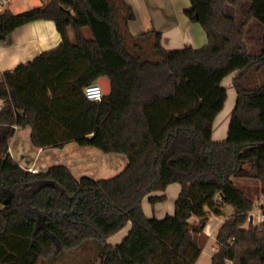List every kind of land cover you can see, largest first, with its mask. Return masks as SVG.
<instances>
[{"label":"trees","instance_id":"obj_1","mask_svg":"<svg viewBox=\"0 0 264 264\" xmlns=\"http://www.w3.org/2000/svg\"><path fill=\"white\" fill-rule=\"evenodd\" d=\"M247 1L237 22L225 13L237 0H189L185 15L207 43L177 51L163 49L158 32L130 35L134 14L123 0L0 12V41L41 19L61 36L55 50L0 73V264H45L89 241L100 245L98 264H195L203 229L224 206L234 213L216 231L210 264H264V226L242 227L252 193L234 182L253 180V193L264 196V0ZM252 19L263 27L255 55L244 43ZM232 73L236 99L226 138L216 142L213 123L227 100L221 82ZM101 77L109 92L87 100L84 88ZM27 126L36 148L74 142L127 163L107 179L76 178L64 165L32 173L8 152L15 129ZM172 183L180 185L174 213L147 217L142 201L163 202L152 193ZM127 223L121 242L107 243Z\"/></svg>","mask_w":264,"mask_h":264},{"label":"crops","instance_id":"obj_2","mask_svg":"<svg viewBox=\"0 0 264 264\" xmlns=\"http://www.w3.org/2000/svg\"><path fill=\"white\" fill-rule=\"evenodd\" d=\"M48 1L7 0L5 4L8 6V11L19 13L33 7L44 6ZM123 1L131 8L134 14V19L130 20L127 24L130 35L138 36L150 31L158 32L161 36L160 44L167 51L181 50L186 46L198 50L206 45L207 38L202 27L198 23L190 21L185 15V10L190 7L189 0ZM248 7L249 1L237 0V3L234 5H225V13L238 22L242 12ZM246 31L244 43L249 53L255 55L262 49L263 27L255 19H252L248 23ZM67 33L70 41H74L75 35L73 29L69 28ZM82 33L86 38H91L88 28H83ZM60 43L61 36L53 21L41 19L23 24L15 28L5 40L0 41V73L11 71L19 64H27L42 53L55 50L59 47ZM234 74L232 73L225 77L221 85L223 86L225 79L230 80L232 85ZM226 91L228 98V90L226 89ZM235 99L236 93L234 95V102H232L233 106ZM1 106L2 101H0V108ZM217 119L218 115L213 123L212 139L219 142L226 138L228 124L226 129L222 128L219 131L217 139H214V128L217 124ZM30 134L31 128L29 126L17 127L14 135L9 140V154L25 170L32 168L40 172L54 165H64L73 176L79 178L81 176H103L107 171L112 170V172L117 174L127 163L126 158L122 155L106 154L96 148L79 146L74 142H69L57 148H36L31 144ZM234 182L243 185L245 189H250L249 186H252L254 189L256 185L253 180L246 179H236ZM179 192L180 185L172 183L167 186L164 192L152 193V195H164L165 200L150 206L147 198H145L142 201L144 214L149 218L156 217L158 219L166 215H172L174 213V202ZM259 196L260 199L263 198L262 195ZM2 207L0 203V210ZM225 220L221 219L220 216L209 217L203 229V234L207 237L205 245L210 238L214 239L216 243V231ZM189 221L194 225L198 220L195 217H191ZM129 226L130 223H127L122 230L110 236L107 239V243L111 245L119 243L129 232ZM127 227L129 228L127 229ZM205 245L202 248L201 254L205 249ZM211 251L213 250L211 249Z\"/></svg>","mask_w":264,"mask_h":264},{"label":"rangeland","instance_id":"obj_3","mask_svg":"<svg viewBox=\"0 0 264 264\" xmlns=\"http://www.w3.org/2000/svg\"><path fill=\"white\" fill-rule=\"evenodd\" d=\"M7 8L8 6L6 4L1 5L0 12L7 10ZM88 32L90 35L91 33L89 29H88ZM223 86L228 90V98H227V101L223 109L218 114L217 124L214 128V133H215L214 139H217L219 131L222 128L224 129L227 128V124H228L232 109L234 107L232 105L233 104L232 102H234L235 92H234L233 86L231 85V81L225 79L223 81ZM112 171H107L106 174H104L103 176H88V177L93 178V179H107V178H111L114 175H116ZM249 188H250L249 191L252 193L251 197L253 200V208L251 211L255 215H259L260 212L256 211V209H257L258 203L261 200L260 196L257 195L256 193H253L254 189L252 188V186H249ZM262 204H263V198H262ZM149 205L151 206V204ZM222 210H223V213L220 216V218L224 220L229 218L230 215L234 213L233 208H231L230 206H225ZM129 227H127V229ZM211 246L216 247L215 240L212 238H210L207 244L205 245L204 251L202 252V254L200 255V257L198 258L195 264H210L211 255H213L214 253V251H211ZM99 251H100V245H98L94 241H89L79 248L72 249V250H65L62 253H60V255L56 257L55 259L47 260L44 263L45 264H98L100 261ZM38 264H42V263L40 262Z\"/></svg>","mask_w":264,"mask_h":264},{"label":"built area","instance_id":"obj_4","mask_svg":"<svg viewBox=\"0 0 264 264\" xmlns=\"http://www.w3.org/2000/svg\"><path fill=\"white\" fill-rule=\"evenodd\" d=\"M7 0H0V7L1 5L5 4ZM84 95L87 100L89 101H100L102 97L104 96L101 86L96 83H91L87 85L84 88ZM28 171L32 173H36L37 171L35 169L30 168ZM256 211L260 212L259 215H255L252 211L248 213L247 220L245 224L242 226L243 228H247L249 224H252L253 226H264V205L262 204V198L260 202L258 203ZM232 243V240L230 241ZM213 251H217L218 246L211 248ZM231 264V263H228Z\"/></svg>","mask_w":264,"mask_h":264},{"label":"water","instance_id":"obj_5","mask_svg":"<svg viewBox=\"0 0 264 264\" xmlns=\"http://www.w3.org/2000/svg\"><path fill=\"white\" fill-rule=\"evenodd\" d=\"M97 83L101 86L103 94L106 95L110 89L109 80L105 77H101L97 80ZM263 205H264V196H263Z\"/></svg>","mask_w":264,"mask_h":264}]
</instances>
